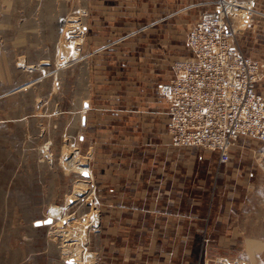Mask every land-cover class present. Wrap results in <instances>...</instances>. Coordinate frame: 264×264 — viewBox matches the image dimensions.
<instances>
[{"label": "rangeland", "instance_id": "1", "mask_svg": "<svg viewBox=\"0 0 264 264\" xmlns=\"http://www.w3.org/2000/svg\"><path fill=\"white\" fill-rule=\"evenodd\" d=\"M235 1L250 8L238 7L232 13L239 44L264 66V0ZM77 2L0 0V264H53L51 251L38 256L40 248L50 249L49 244L30 238L41 226L35 223L48 217L54 226H47L68 229L51 232L63 234L56 242L65 248L62 256L71 258L69 264L74 259L76 264L80 259L83 264H162L157 259L166 264H264V176L257 166L264 143L240 141L228 166L235 179L225 189L244 192V213L241 205L238 210L244 214L245 236L238 237L239 245L208 246V233L203 230L192 233L190 238L197 244L191 248L146 247L149 235L158 234L153 224L167 220L112 212L109 200L96 193L92 174L96 159L101 158L88 151L94 119L87 120L86 130L85 120H79L84 101L94 96V71L77 63L83 41L79 24L85 15L74 5ZM188 55L186 47L178 60ZM158 86L155 93L160 95ZM259 90L264 93V79ZM85 167L83 173L77 169ZM250 172L255 176L250 177ZM220 179L214 172L215 197ZM243 179L246 185L239 182ZM212 192L209 189L208 201ZM143 221L152 224L149 235L141 232ZM174 234L172 227L165 232L168 239ZM60 261L63 264L62 257Z\"/></svg>", "mask_w": 264, "mask_h": 264}, {"label": "crops", "instance_id": "2", "mask_svg": "<svg viewBox=\"0 0 264 264\" xmlns=\"http://www.w3.org/2000/svg\"><path fill=\"white\" fill-rule=\"evenodd\" d=\"M213 1L78 0L74 4L85 14L79 24L83 41L77 63L94 71V96L84 101L79 120H85L86 130L87 120L94 119L88 151L101 158L94 164L95 169L100 164V172L94 169L92 174L96 193L109 200L112 212L167 220L153 224L156 237L149 235L152 224L142 222L141 232L149 235L146 247L191 248L197 244L190 238L192 233L203 230L211 247L239 245L238 237L245 236L244 214L238 210L241 205L244 213V192L225 189L235 179L234 173H228L231 163L217 174L221 183L215 197L217 154L172 148L166 129L167 105L154 88L170 80L171 65L187 47V33L212 9ZM239 182L247 184L244 179ZM53 226L35 227L31 242L49 244L50 249L40 248L38 256L51 251L53 264H60L61 257L63 264H69L71 258L62 256L65 248L56 242L63 234L51 232L68 229ZM171 227L175 234L168 239L165 232Z\"/></svg>", "mask_w": 264, "mask_h": 264}, {"label": "built area", "instance_id": "3", "mask_svg": "<svg viewBox=\"0 0 264 264\" xmlns=\"http://www.w3.org/2000/svg\"><path fill=\"white\" fill-rule=\"evenodd\" d=\"M212 6L188 34L189 55L173 63L170 80L158 90L172 148L216 153L218 174L240 141L264 143V66L239 44L231 17L241 6L235 0H214ZM258 161L264 176V154Z\"/></svg>", "mask_w": 264, "mask_h": 264}, {"label": "bare ground", "instance_id": "4", "mask_svg": "<svg viewBox=\"0 0 264 264\" xmlns=\"http://www.w3.org/2000/svg\"><path fill=\"white\" fill-rule=\"evenodd\" d=\"M245 4V3H244ZM250 4V3H249ZM247 5H248V3H247ZM239 6H241V7H243V8H245V9H250L249 7H245L244 5H239ZM249 6V5H248ZM245 12H247V11H245ZM245 12H244V14H245ZM249 12V11H248ZM86 109V108H85ZM87 110V109H86ZM70 163H73V161H69ZM68 162V163H69ZM68 164L67 165V167H71L70 165H72V164ZM78 170H79V172L80 173H83V172H86V169H82V168H77ZM87 174V173H86ZM79 185H81V183L79 184ZM77 186V185H76ZM76 189H77V187H76ZM79 192H81V191H76V193L77 194H79ZM74 193H75V191H74ZM76 196V194H74V196H70L69 197V201H70V199H72L73 197H75ZM72 200H74V199H72ZM71 202V201H70ZM69 203V202H68ZM71 204V203H70ZM53 210H55V211H57V209H53ZM53 210L51 211V214L50 215H54L55 213L53 212ZM59 216V214L57 213V215H55V217H58ZM61 216V215H60ZM54 217V216H53ZM60 221V220H59ZM60 225H61V223H60ZM72 264H76L77 262H76V260L74 259L72 262H71Z\"/></svg>", "mask_w": 264, "mask_h": 264}, {"label": "water", "instance_id": "5", "mask_svg": "<svg viewBox=\"0 0 264 264\" xmlns=\"http://www.w3.org/2000/svg\"><path fill=\"white\" fill-rule=\"evenodd\" d=\"M52 223H53V218L48 217L45 220L37 221L35 224L36 225H43V224L48 225V224H52ZM66 251H69V248H66Z\"/></svg>", "mask_w": 264, "mask_h": 264}]
</instances>
